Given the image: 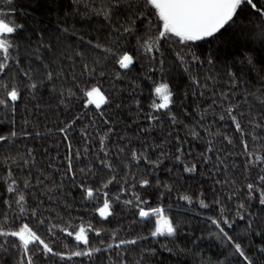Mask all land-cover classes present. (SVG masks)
Returning <instances> with one entry per match:
<instances>
[{
	"label": "trees",
	"instance_id": "1",
	"mask_svg": "<svg viewBox=\"0 0 264 264\" xmlns=\"http://www.w3.org/2000/svg\"><path fill=\"white\" fill-rule=\"evenodd\" d=\"M101 2L102 0H0V14L23 25L15 34L7 74L0 73V82L6 81L11 86L15 80L22 95L16 102L15 113L11 111V106L0 105V135L10 133L13 117L18 132L28 131L32 134L18 135L7 143L0 141V219L5 212L19 217L15 223L17 228L28 223L46 242H52L56 251L64 250L65 243H77L74 236L70 237L62 232L61 227L67 226L72 230L78 228L82 219L85 224L91 220L94 226L104 231L99 236L94 232L89 233L90 245L99 247L101 251L94 253L91 258H82L87 264H116L119 259L117 252L122 257L120 264H239L243 258L235 253L232 243L223 238L219 229L211 223L210 218H217L221 219L224 230L234 240L242 243L254 264H264V253L258 251L260 238L256 234L264 229V203L260 202V190L264 183L259 179L264 176V164L255 160L256 155L264 158V141L254 143L251 136L246 135L249 151L252 153L249 156L243 150L241 133L235 130V125L230 120L211 127V132L215 133L219 128L222 135L210 137L203 128H197L200 139H196L187 135L188 129L183 124L171 123L168 110L150 108L152 99L155 98L152 92L155 84L167 82L174 94L173 103L169 106L171 112L184 124H191L199 118L196 113L200 109L211 105L210 93L213 90L218 95L221 91L229 92L235 88V92L230 93L234 100L229 102L244 103L245 94L252 93L247 97L245 107L240 109L245 112L241 123L246 133L250 132L248 119L264 113V105L259 103V98L264 96V41L251 38L259 31L256 25L260 24V20L255 10L250 9V6L245 8L236 18L234 26L214 39L194 42L191 52L187 47L181 48L175 42L168 41L161 52L153 53L156 62L149 63L143 48L137 43V34H125L119 42L115 35H110L111 27L108 22L102 15L98 16L93 12V8L98 7ZM258 3L264 5V0H258ZM142 19L144 25L138 34L143 36L147 20ZM97 43L110 47L111 53H105L103 48H96ZM123 51H129L134 56L133 64L128 69L120 68L116 62ZM179 53L187 55L182 59ZM192 54L200 59L191 60ZM249 54L253 57L252 63L248 62ZM161 56L163 66L159 63ZM3 59V54L0 53V61ZM209 59L212 60L211 64ZM17 60L19 64L16 63ZM85 63L90 69L96 68L92 77L83 69ZM46 65L57 74L55 87L46 80ZM30 69L32 71L29 75L38 83L37 89L32 91L27 87L32 80L23 75L24 71ZM101 71L104 72L102 77ZM117 72L120 73L119 76L116 75ZM230 73L234 75L230 76ZM193 76L197 77L201 85L207 83L208 89L194 85ZM86 83L88 87L92 83L98 84L108 97L101 109H96L95 104L85 106L87 97L81 89L85 88ZM68 89L75 95L69 96ZM200 91L205 92L203 97L199 95ZM62 94L65 103H61ZM4 95V89L0 88V96ZM137 100L140 102L139 106L136 104ZM101 110L103 116L100 115ZM150 112L159 119L147 120L145 117ZM257 118L264 120V117ZM106 119L109 121L107 125ZM214 119L218 121L219 116L217 114L214 117L211 111L205 116L206 123ZM25 120L28 121L27 124L24 123ZM66 121H73L69 131L73 152H84L87 147L96 154L99 137L107 127H111L113 132L108 134L109 139L105 140V144L113 153L118 146L128 143V140L136 147L146 140L153 145L150 149L154 153L153 159L161 151L168 153V158L161 157L162 165L148 175L152 181L151 186H142L139 184V177L134 181L132 175H126L143 171L146 165L145 161H132L130 157H125V160L131 167L118 166L115 172L117 180L107 188H102L101 185L110 179L113 174L111 171L104 170L85 176L79 172V168L83 166L80 164H77L76 184L69 177H64L61 183L69 141L64 139V133L59 132L58 128L64 126ZM150 124L153 130L144 133L139 131L147 129ZM84 131L91 136H85ZM169 132L172 137H168ZM175 135L186 137L182 150L189 155L180 161H176L171 155L175 150ZM125 136L126 139L121 141L120 137ZM225 136L232 137L233 143L229 144ZM169 139L171 144L165 142ZM208 140L213 141L214 147L212 152L207 153L211 157V163L205 165L200 162V153L205 152ZM29 148L34 150L31 156ZM99 154L103 155L102 152ZM33 157L34 164L24 165L25 159L31 160ZM225 157L228 166L226 172L225 165L220 163ZM5 158H8L7 162ZM113 158L121 159L115 156ZM81 159L87 162L89 158L82 156ZM249 160L254 162L247 165L246 161ZM192 163H197V170L184 171L185 165L190 166ZM41 169L45 170V175L54 177L61 184L59 188L52 189L51 200L43 186L35 185V177ZM9 170L18 180L15 187L25 194L26 207L40 205L39 213L46 221L44 224L39 222L40 215L32 217L30 211L20 214L15 203L12 204V209L4 204L5 199L14 201L19 198L18 194L7 191L10 180L6 183L4 177ZM29 173L34 188H25L23 185V178ZM125 179L127 191L120 192L119 187L124 186ZM156 179L161 181V186L156 185ZM81 180L97 189L94 198H84V191L78 187ZM249 183L254 185L251 194L247 188ZM45 184L51 186L48 180H45ZM164 184L171 185L172 190L164 188ZM105 191L109 192L113 205V211L107 219L99 217L94 211L95 207L102 204ZM134 193L147 201V207L163 208V215L173 220L178 228L177 233L174 236L163 234L152 237L150 231L154 228L155 213L148 218H140L137 208L139 201ZM161 193L164 195L161 196ZM117 195L120 196L118 201L115 200ZM181 195L191 196V202L180 199ZM230 196L231 199H228ZM217 199L225 205L224 215L228 216L230 225L223 223L221 205L216 203ZM200 200H204L205 204L201 205ZM126 201L132 203L127 204ZM241 202L245 204L243 209L239 208ZM49 223L61 226L54 228L56 236L48 232ZM113 231L117 232L115 240L136 239V243L122 245L117 249L111 235ZM16 241L17 238L9 236L5 246ZM101 241L104 243L101 244ZM109 243H113L111 249L107 247ZM0 244H5L4 237H0ZM30 248L33 252L36 251L35 247ZM149 249H155V252ZM21 255V252L11 247L7 251L0 249V264H19ZM41 259L46 258L41 256ZM80 259L73 257L70 264H80ZM54 260L58 261V257L47 260V264H54Z\"/></svg>",
	"mask_w": 264,
	"mask_h": 264
},
{
	"label": "snow or ice",
	"instance_id": "2",
	"mask_svg": "<svg viewBox=\"0 0 264 264\" xmlns=\"http://www.w3.org/2000/svg\"><path fill=\"white\" fill-rule=\"evenodd\" d=\"M250 9L255 10V14L260 20V24L256 25L259 28V31L255 32L252 35L253 40H261L264 41V5H260L258 0H102L101 4L98 7L93 8V12L100 16L102 15L104 19L108 22L111 27L110 35H115L117 37V42L121 38H124L125 34L131 36L133 34H137V43L144 50V55L148 58L149 63L156 62V56L153 54L154 52L159 53L164 48V45L168 41H173L178 44L181 48L187 47L189 52L192 51V47H194V42L204 41L207 38L214 39L217 35L222 34L224 31H227L230 27L236 24V18L240 15V12L245 8L249 7ZM91 7V5H89ZM115 18V20L113 19ZM147 20V25L144 28L145 35H139L138 33L141 30V26L144 25V19ZM251 23V22H250ZM23 25H19L15 22V20H9L5 17L4 14H0V53L3 54V61H0V73L7 74L8 68V58L13 50V45L15 42V34L17 31L22 28ZM91 43V41H89ZM96 48H103L105 53H111L112 49L107 45H102L100 43L96 44ZM181 58L183 59L186 53H179ZM200 58L192 54L191 60L198 61ZM134 56L130 54L129 51H123L122 55L119 56V59L116 61L120 68L128 69L130 65L133 64ZM253 57L248 55V62L252 63ZM210 64L212 60L208 61ZM19 64V61L16 62ZM159 63L161 66L164 64L163 57L161 56ZM46 69V80L50 83H53L57 77V74L48 69V66H45ZM83 69L86 71L89 77H92L96 73V68H89L88 64L85 63L83 65ZM31 69L28 71H24L23 75L29 77ZM104 72H100V76L102 77ZM117 76L120 75L119 72L116 73ZM234 75V73H230V76ZM75 80V77L73 78ZM209 79H212L209 77ZM193 84L199 85L202 89H208V84L205 83L203 85L200 84V81L196 76L192 77ZM40 83H43L41 81ZM30 91L36 90L38 87V83L32 80L31 83L27 85ZM0 88H3L5 91L4 96H0V105L5 107L11 106V111L13 113L16 112V102L21 98V91L18 87V84L15 82L12 83L11 86L5 81L0 82ZM87 99L84 101L85 106L90 104H95L96 109H101V105L105 104L108 101V97L101 90V87L98 84L92 83L90 87L85 85L84 89H81ZM154 93V97L150 104V108L152 110H168L171 114V123L173 125L183 124L184 128L188 129L187 135H191L196 139H200V132L197 131V128H203L204 132L210 136L215 137L216 135H222L218 128L215 133L211 132V127L213 124L223 122L225 120H230L232 124L235 125V130L241 133V143L243 145L244 152L251 156L252 153L249 151V142L245 138L246 135L251 136L252 141L255 143L256 141H264V120L258 119L257 116L264 117V113H259L253 115L251 119H248L247 123L251 125V131L246 133L244 126L241 123V118L245 117V112L240 111L247 104V97L251 96L252 93L245 94L244 103L239 102H229L234 100V97L230 95L231 92H235V88L231 89L229 92L221 91L218 95L213 90L210 95L212 97V103L206 108L200 109L196 115L199 117L191 124H184L183 121H180L175 113H172L169 106L173 103V92L170 90V85L167 82L156 83L154 88L152 89ZM195 94V93H194ZM68 95L73 96L75 93L68 89ZM199 95L203 97L205 95L204 91H200ZM158 101L157 102V99ZM65 99L63 94L61 95V103H65ZM139 100L136 101L137 106H139ZM259 103L264 105V96L259 98ZM119 107V105L117 106ZM199 109V105H197ZM142 110V109H141ZM187 111V109H185ZM211 111L212 115L215 117L217 114L219 116V120H213L211 122L205 121L206 114ZM100 115L103 116L104 113L101 110ZM150 121H157L159 118L153 114L148 113L145 117ZM12 130L8 135H0V141H12L13 138L18 135L23 136H31L32 134L28 131H20L18 132L15 127V119L13 117L12 121ZM25 124L28 123L27 120L24 121ZM73 121H66L64 126L59 127L58 131L64 133V139L68 140L69 143L67 145V155L66 159V167L65 171L61 174V183L64 180V177H69L73 184H76L77 179V164L83 165L79 168V172L85 176H90L94 174H98V172H102L104 170H109L113 174L110 179L104 182L101 187L107 188L109 184L113 181L117 180V176L115 174L118 166H123L124 168H129L131 165L126 162L125 157H130L132 161H145V169L143 171H138L135 174L127 173L126 175H132L133 180L135 181L137 177H139V184L142 186H151L152 181L148 178L152 172H154L157 168H159L163 160L161 157L165 159L168 158V153L161 151L159 155L156 156L155 159L152 158L154 153L150 151L153 145L148 144L145 140L138 147L132 145V141L128 140V143L123 144L122 146H118L116 152L113 153L107 144H105V140L109 139L108 134L113 132V128L107 127L106 131L103 135L99 137V149L96 154H93L86 147L84 152L80 150H76L73 152L71 137L69 135L70 125ZM109 121L106 119L105 124L107 125ZM153 130V126L150 124L147 129H140L141 133L146 131ZM50 131V130H49ZM39 135V133H36ZM84 135L90 137L91 134L87 131H84ZM168 137H172V133H168ZM186 137H181L180 135H175V150L171 155L174 156L176 161H180L185 158L189 153L184 152L183 144ZM126 139L125 137H120V140L123 141ZM139 139V137H137ZM225 139L228 140L229 144L233 143L232 137L225 136ZM165 142L171 144V139L166 140ZM207 147L205 152L200 153V162H203L205 165L211 163V157L207 155L213 151V141H206ZM87 145V141H85ZM33 149L29 148V155L33 153ZM103 153L101 156L99 153ZM89 158L87 162L81 157ZM120 157L121 159L116 160L113 157ZM8 158H5V162H7ZM256 161H260L264 164V158L260 155L255 156ZM94 161H98L95 163ZM254 161H246L247 165H251ZM30 163L34 164V157L30 159L24 160V165H29ZM220 163L225 165V172L227 171V163L226 157L223 160H220ZM148 166H151L149 169ZM138 167V165H137ZM215 167V165H214ZM172 169H169L171 171ZM197 170V163H192L190 166L185 165L184 171L192 172ZM219 170V169H217ZM58 171V169H57ZM43 176V179L41 177ZM5 182L10 180V183H7V191L9 193L18 194L17 200H9L5 199L4 204L8 206L9 209H12V204L15 203L18 206V210L20 214H24L26 211H30L32 217H36L40 215L38 204L34 208L26 207L27 201L25 199V194L18 190V180L14 178L13 172L9 170L4 177ZM259 179L262 183H264V176H260ZM45 180H48L51 184L49 187L48 184H45ZM32 176L31 173L28 174L27 177L23 178V185L25 188H34L32 184ZM157 186H161V181L156 179L155 181ZM216 183H227V181H216ZM35 185L43 186L47 193H49V199H52L51 192L53 188H59L61 186L60 183H57L55 178L50 175H45V170L41 169L40 173L35 177ZM127 179L124 181V186L119 187L120 192L127 191ZM164 188L169 191L172 190L171 185L164 184L162 185ZM78 187L84 191L85 199L94 198V193L97 191L91 184H85L83 180L79 182ZM247 188L249 190V194L254 188L252 183L247 184ZM135 198L139 203L137 204L138 215L140 218H148L153 213H155V223L154 228L150 231V235L152 237H156L158 235L167 234L168 236H174L178 228L174 225L173 220L167 216L163 215V208H151L147 207V201L141 199L138 194H135ZM161 196L164 193L160 194ZM235 195V193H233ZM104 199L100 206L95 207V213L99 214V217L107 219L110 216V213L113 211V205L111 200L109 199V192H104ZM180 199L187 200L191 202L192 197L188 195H181ZM231 199V196L228 197ZM115 200H120V196L117 195ZM260 202L264 203V187L260 190ZM43 203L42 201L40 202ZM125 203L131 204L132 201H126ZM216 203L221 205L220 212L222 221L224 224L230 225V220L228 216L224 215L226 211V207L221 203L219 199L216 200ZM200 204L204 205L205 201L200 200ZM245 204L241 202L239 204V208L243 209ZM13 211H15L13 209ZM236 215H239V211H237ZM19 217L11 216L8 212H5L3 218L0 219V237L5 238V244H0V249L4 251L8 250V247L14 248L17 251L21 252L22 255L19 260V264H47V260L57 258L58 261L54 260V264H70L73 257L81 258L80 264H87L82 258L88 257L91 258L94 253H98L101 251L99 247H93L90 245V237L89 233L94 232L97 236H99L104 229L100 227L94 226L93 222L89 220L86 224L81 220L78 228H74L72 230L69 227L60 225H51L49 223L48 232L52 234V236H56V232L54 231L55 227H61V231L67 233L68 236H74L75 241L77 242L75 245H69L67 243L64 244V250L56 251L52 242H46L41 235L37 233V231L33 230L32 227L29 226L28 223H23L18 228L15 226L16 220ZM211 223L215 225L217 229H219V233L222 234L223 238H226L227 241L232 243L234 247L235 253H238L239 257L243 258V261L239 262V264H254V261L248 254L245 252V248L241 242H237L233 239L231 235L228 234L221 226V219L210 218ZM40 224H44L46 221L42 215H40ZM71 220L69 221V224ZM260 238V245L258 248L259 252L264 253V229H261L256 233ZM113 243L116 248L119 249L120 246L126 244H135L136 239L132 240H115L117 236V232H112ZM11 236L17 238V241L8 247L7 238ZM104 241H101L103 244ZM113 243H109L107 247L111 249L113 247ZM33 246L36 248V251L33 252L30 248ZM42 246V247H39ZM162 247L164 245H161ZM74 249V250H73ZM149 251L155 252V249H149ZM43 256L46 259H41ZM117 257L119 258L116 264H120V253L117 252ZM26 258V260H25Z\"/></svg>",
	"mask_w": 264,
	"mask_h": 264
}]
</instances>
